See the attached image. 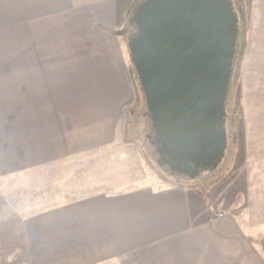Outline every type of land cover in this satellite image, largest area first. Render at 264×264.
Here are the masks:
<instances>
[{"label": "crops", "instance_id": "obj_1", "mask_svg": "<svg viewBox=\"0 0 264 264\" xmlns=\"http://www.w3.org/2000/svg\"><path fill=\"white\" fill-rule=\"evenodd\" d=\"M37 1L45 0L30 5ZM103 2L111 3L104 7ZM243 2L239 8L247 14L245 53L248 61L249 56L256 58V70L249 64L243 67L255 82L253 96L246 91L244 99L254 98L255 104L244 107L245 120L232 141L237 167L226 208L214 213L204 204L208 192L203 194L198 186L156 188L96 175L93 185L80 190L83 195L42 212L17 213L13 225L5 224L0 264L13 257L22 264H264V63L256 64L264 57V0ZM115 8L114 0H81L72 2L70 12L34 13L39 18L37 43L22 46L13 58L0 56L4 190L19 175L69 159L96 161L116 146L119 108L128 99L118 102L119 86L111 83L126 75L123 59L113 42H103L104 57L88 55L99 46L91 39L94 33L111 37L107 16H115ZM61 13L86 19V28L79 31L89 39L83 46H75L73 36L55 35L63 25L45 26L46 19ZM27 49H35V56ZM43 50L47 56L38 52ZM3 116L11 120L3 121Z\"/></svg>", "mask_w": 264, "mask_h": 264}, {"label": "rangeland", "instance_id": "obj_2", "mask_svg": "<svg viewBox=\"0 0 264 264\" xmlns=\"http://www.w3.org/2000/svg\"><path fill=\"white\" fill-rule=\"evenodd\" d=\"M32 1L0 0L1 57L5 56L6 59L13 58L21 52L22 46L32 47L40 39L36 30L39 18L32 14H47L58 11L70 12L69 8L72 2H81V0H57L61 4L56 6L55 0L37 1L36 4L30 5ZM144 1L114 0L117 6L114 12L116 15L113 17L107 16L108 20H112L111 26H108L111 29H107L110 30L109 34L111 37L106 33L103 35H98L97 33L96 35L94 33L91 39L93 42H96L97 46L99 44V46L96 48L95 53L88 51L89 57H96L97 54L104 57L105 55L100 49L103 42H113L114 49H118V53L116 52V54L120 59H123L124 67L122 65V70L126 71V75L122 73L120 79L114 80L111 83L113 87L116 84L119 86L118 102L121 101L120 103H122L128 99V103L119 108L120 121L117 130L118 140L116 146L111 148L112 152L105 151L98 156L96 161L89 157L69 159L62 163L36 169L32 173L29 172L31 173L29 176L23 177L19 175L21 178L13 180L6 185V188H9L7 191L4 190L3 184H0V234L7 227L5 224H14L17 213L31 215L36 212L45 211L46 207L60 205L70 199L83 195V186L93 185L96 182V175L102 180L110 181L132 179L135 184H152L156 188H162L171 184L198 186L203 194H205V191L208 192V194L204 195V204L207 203L210 208H214V213L221 212L223 208H226L227 202L230 201L228 198L231 197L233 192L230 184L234 177H236L237 167V163L235 162L236 148L233 146L232 141L238 138L239 124L245 120V108L254 106L255 104L254 98L244 99L246 91L249 96H253L255 90L254 79L250 80L251 77L243 73L244 64H249L248 66L256 70V66L252 65L256 62V58L249 56L248 61V55L246 57L247 53H245V21L243 20V23L238 27L239 32L236 45L238 56L237 61L235 60V76L231 80L230 91L228 92L229 103L226 106L228 123L231 122V125L227 126L228 129H226L228 133L227 149L223 162L215 171L199 175L195 179H189L188 177L176 179L170 177L169 173L164 172L162 167L158 165L157 160L159 157L150 146V141H152L154 135L152 132H148L151 125L150 118L133 65L130 62L127 46L129 39H131L129 35L131 33H134V36L137 34L136 26L133 27L129 24L130 17L132 18V12ZM244 2L247 4V0H244ZM110 3L103 2L102 5L105 7ZM236 5L237 7L240 6L237 0ZM102 13L106 15V8H103ZM62 15L63 13L46 19L45 26L63 25L62 31H56L55 35L62 37L73 36L77 42L75 46H83V42L89 41V39L83 38L84 34L79 32L86 28L84 25L85 18H65ZM240 15L247 17L246 12L242 10L240 11ZM238 18L242 20L239 15ZM43 40L45 42L46 40L50 41L49 39ZM27 51V53L35 56V49H27ZM38 52L42 56H47V51L45 50ZM58 52L59 56H62L63 51ZM262 63H264V57H260L256 64L260 66ZM253 77L255 78L254 75ZM105 85L104 87H106ZM2 118L3 121L11 120L10 117L6 116ZM147 135L151 136L150 140L147 138ZM233 164L235 167L228 174ZM7 180H12V178ZM215 185L217 188L213 187ZM212 187L214 189H211ZM14 190H16L17 194L14 193ZM236 204L240 203L236 201ZM2 257L3 253L0 252V261ZM22 262L24 261L13 257L2 264H22Z\"/></svg>", "mask_w": 264, "mask_h": 264}, {"label": "water", "instance_id": "obj_3", "mask_svg": "<svg viewBox=\"0 0 264 264\" xmlns=\"http://www.w3.org/2000/svg\"><path fill=\"white\" fill-rule=\"evenodd\" d=\"M129 22L137 28L130 61L162 156L189 179L215 170L227 147L222 91H230L238 56L232 62L238 18L231 4L145 0Z\"/></svg>", "mask_w": 264, "mask_h": 264}, {"label": "flooded vegetation", "instance_id": "obj_4", "mask_svg": "<svg viewBox=\"0 0 264 264\" xmlns=\"http://www.w3.org/2000/svg\"><path fill=\"white\" fill-rule=\"evenodd\" d=\"M223 1H224V2H229V3L231 4L232 12H234L235 15H237L236 13H238V12H239L238 15H240V9H239V7H237V5H236V0H223ZM237 1H239V4H240V0H237ZM132 13H133V12H132ZM239 17H240V16H239ZM129 24H130L131 26H133V27L135 26L133 22H132V23L129 22ZM238 26H239V20H238V25L235 27V28H236V31H235V35H236V36H238ZM129 37L133 38V37H134V33H131V35H129ZM234 49H235V48H234ZM235 55H236V52H235V50H234V56H233V58H232V62H233V60H234V58H235ZM228 80H229V78H228ZM228 86H229V85H228ZM228 92H229L228 87L224 88L223 91H222V98L224 99V109H223L224 125H223V129H224V135H225V138H226L227 135H228V133H227V131H226V129H228L227 126L229 127V126L231 125V124H230L231 122L228 123V114L226 113V108H225V106H226L225 102H227V104H228V97H227V93H228ZM148 132H152L153 135H154V136L152 137V141H150V146L152 147L153 151H154L155 153H157V155H158V157H159L158 160H157V163H158V165H159L160 167H162V170H163L164 172L169 173L170 177H173V178H176V179H179L180 177H184V176H186V175L183 174V173H179V172H176L175 170H172V169H171L172 162L169 160V158L162 156V154H161V146H160V144H159V142H158V136H157V134L155 133V131H154L153 127H152V124L150 125ZM147 138L150 140V139H151V136H150V135H147ZM226 139H227V138H226ZM220 164H221V163H220ZM220 164H219V165H220ZM209 171H212V169L201 170V171L199 172V175L206 174V173H208ZM176 175H178V176H176ZM186 177H187V176H186Z\"/></svg>", "mask_w": 264, "mask_h": 264}, {"label": "trees", "instance_id": "obj_5", "mask_svg": "<svg viewBox=\"0 0 264 264\" xmlns=\"http://www.w3.org/2000/svg\"><path fill=\"white\" fill-rule=\"evenodd\" d=\"M262 249H264V243H262Z\"/></svg>", "mask_w": 264, "mask_h": 264}]
</instances>
